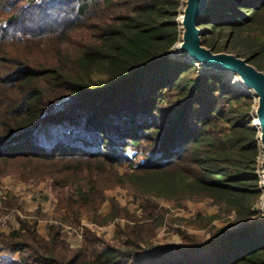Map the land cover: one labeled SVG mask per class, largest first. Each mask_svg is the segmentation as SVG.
<instances>
[{
  "label": "trees",
  "instance_id": "trees-1",
  "mask_svg": "<svg viewBox=\"0 0 264 264\" xmlns=\"http://www.w3.org/2000/svg\"><path fill=\"white\" fill-rule=\"evenodd\" d=\"M184 1L0 0V177L49 181L67 221L99 208L108 164L131 165L119 181L136 195L211 199L236 228L146 248L161 226L148 201L143 220L118 224L124 247L86 236L73 248L62 225L46 239L24 213L18 230L0 233V264H264L256 102L171 56ZM199 27L205 46L264 71V0H209ZM9 197L4 206L20 209ZM125 211L113 200L101 223Z\"/></svg>",
  "mask_w": 264,
  "mask_h": 264
},
{
  "label": "rangeland",
  "instance_id": "rangeland-1",
  "mask_svg": "<svg viewBox=\"0 0 264 264\" xmlns=\"http://www.w3.org/2000/svg\"><path fill=\"white\" fill-rule=\"evenodd\" d=\"M5 21L6 19L0 18V23H4ZM229 53L233 52L229 51ZM171 56L179 60H188L186 55L180 56L177 54V51H173ZM193 65L196 66L202 74L207 71L198 63H194ZM221 75H223L224 81L229 82L232 87L236 89L234 87L236 85H234L229 78L227 79V74L223 73ZM221 125L224 130L228 128L227 124L221 123ZM139 162H141L140 158L134 160V164L138 165ZM106 169L108 173L104 175L101 174L99 181L100 183L102 181L104 185H102L103 188H106L99 208L94 211L84 212L67 221H60L56 218V210L58 209L59 201L49 181L38 179L27 181L25 178L12 171L1 176L0 219H7L10 224L0 227V233L9 234L18 230L20 228L19 216L23 217L24 213H30L34 214L28 217L30 218V222H38V232L46 239L48 238L51 226L62 225V238L73 248L81 247L86 236H94L110 244H118L124 247L126 237L118 236V224L124 227L125 224L130 223V221L136 218L143 220L145 217L143 209L148 206V201L153 202L155 205L157 204L155 216L157 219L161 217V226L157 229L153 241L148 246H145L146 248L155 249L159 246H175L182 244L184 233L194 235L201 241H208L218 232L236 228L232 226L235 213L225 212L221 205L215 204L211 199L178 202L139 196L135 194L128 183L119 181V177L124 178L133 172V166L126 164H108ZM8 197L11 204H14L11 199H15L16 197L18 199L17 202L19 201L18 204L20 209H15L12 212L8 210V208L4 206V200H8ZM113 200L117 201L121 208L128 210L125 211V215L127 216L120 219V221L117 219L107 225H103L101 222L112 212ZM97 216L101 217V219ZM211 218L213 220H210ZM262 220L264 221L263 218ZM156 221L158 220H152L150 223ZM76 240L81 243L80 246L73 245V242L77 243ZM7 253L9 255H7ZM5 255L10 256V252L6 251ZM12 258H17V256Z\"/></svg>",
  "mask_w": 264,
  "mask_h": 264
},
{
  "label": "water",
  "instance_id": "water-1",
  "mask_svg": "<svg viewBox=\"0 0 264 264\" xmlns=\"http://www.w3.org/2000/svg\"><path fill=\"white\" fill-rule=\"evenodd\" d=\"M209 0H186L185 7L180 13V27L183 30L181 42L172 50L178 55H186L188 62L200 64L206 70H212L220 74L233 73L238 75L244 88L234 86L245 91L256 101L254 120L258 130L260 151V172L264 187V71L247 58L239 57L234 53H216L205 46L202 40V30L199 27V19L203 14ZM250 90V91H249Z\"/></svg>",
  "mask_w": 264,
  "mask_h": 264
},
{
  "label": "built area",
  "instance_id": "built-area-1",
  "mask_svg": "<svg viewBox=\"0 0 264 264\" xmlns=\"http://www.w3.org/2000/svg\"><path fill=\"white\" fill-rule=\"evenodd\" d=\"M260 180H261V190H262V196L260 200L258 201L255 210L256 212L264 219V187H263V181L262 176L260 172ZM10 222L7 219H0V227L9 225Z\"/></svg>",
  "mask_w": 264,
  "mask_h": 264
},
{
  "label": "bare ground",
  "instance_id": "bare-ground-1",
  "mask_svg": "<svg viewBox=\"0 0 264 264\" xmlns=\"http://www.w3.org/2000/svg\"><path fill=\"white\" fill-rule=\"evenodd\" d=\"M227 75H228L227 79L229 78V80L233 82L234 85H236L237 87H241V88L245 87L242 81L240 80V78L238 77V75L233 74V73H227Z\"/></svg>",
  "mask_w": 264,
  "mask_h": 264
},
{
  "label": "crops",
  "instance_id": "crops-1",
  "mask_svg": "<svg viewBox=\"0 0 264 264\" xmlns=\"http://www.w3.org/2000/svg\"><path fill=\"white\" fill-rule=\"evenodd\" d=\"M42 224H43V223H42ZM45 224H46V223H45ZM43 225H44V224H43ZM43 225H42V227H43ZM39 230H40V228H39ZM43 231H44V230H43ZM42 233H44V232H42ZM76 241H77V240H76ZM80 244H81V243H79V241H77V243L73 242V245H74V246H80Z\"/></svg>",
  "mask_w": 264,
  "mask_h": 264
}]
</instances>
